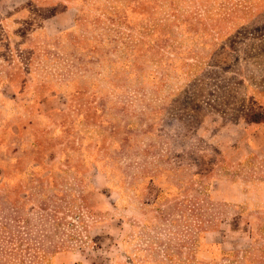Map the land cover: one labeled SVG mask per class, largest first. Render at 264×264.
Instances as JSON below:
<instances>
[{"label":"rangeland","instance_id":"374dc122","mask_svg":"<svg viewBox=\"0 0 264 264\" xmlns=\"http://www.w3.org/2000/svg\"><path fill=\"white\" fill-rule=\"evenodd\" d=\"M0 207V264H264V0H0Z\"/></svg>","mask_w":264,"mask_h":264},{"label":"trees","instance_id":"16d2710c","mask_svg":"<svg viewBox=\"0 0 264 264\" xmlns=\"http://www.w3.org/2000/svg\"><path fill=\"white\" fill-rule=\"evenodd\" d=\"M2 209L4 210V207H0V215H1V212L3 211ZM21 212H22L21 209H19V211L18 210L14 211L15 215H18ZM4 216L5 215H1V220L2 221L0 222V245L2 244V242H5L4 243V248L1 249V252L2 253H5L6 252V253L11 254V253H13L12 248H11V245L13 244V238H12L13 235H12L11 232L9 233V235H7V233H6V230L8 232H9V230H8L7 224L3 222V220L5 218ZM50 216L53 217V215H50ZM16 238H18V237L15 236L14 239H16Z\"/></svg>","mask_w":264,"mask_h":264}]
</instances>
